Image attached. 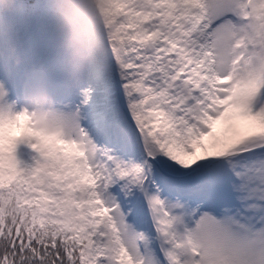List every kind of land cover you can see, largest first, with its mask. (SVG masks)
<instances>
[{
  "label": "snow or ice",
  "instance_id": "obj_1",
  "mask_svg": "<svg viewBox=\"0 0 264 264\" xmlns=\"http://www.w3.org/2000/svg\"><path fill=\"white\" fill-rule=\"evenodd\" d=\"M103 3L78 88L43 0L13 18L59 119L14 113L24 73L0 64V264H264V0Z\"/></svg>",
  "mask_w": 264,
  "mask_h": 264
},
{
  "label": "clouds",
  "instance_id": "obj_2",
  "mask_svg": "<svg viewBox=\"0 0 264 264\" xmlns=\"http://www.w3.org/2000/svg\"><path fill=\"white\" fill-rule=\"evenodd\" d=\"M51 35L54 59L65 84L78 88L88 81L102 52L105 39L103 0H43ZM23 0H0V64L24 68V81L11 101L14 113L25 115L33 128L51 134L56 131L59 110L42 74L25 70L13 18L22 11Z\"/></svg>",
  "mask_w": 264,
  "mask_h": 264
},
{
  "label": "rangeland",
  "instance_id": "obj_3",
  "mask_svg": "<svg viewBox=\"0 0 264 264\" xmlns=\"http://www.w3.org/2000/svg\"><path fill=\"white\" fill-rule=\"evenodd\" d=\"M26 13V8L22 7V14L24 15ZM18 76H21L24 73V68L21 67L18 70ZM20 87L18 86L17 89L12 92L9 96V100H13L16 98L18 92H19ZM15 155L18 161V164H21V167H26L28 165H31L33 163V157L36 156L37 154L32 150L30 147H28L25 143H18ZM24 165H23V164Z\"/></svg>",
  "mask_w": 264,
  "mask_h": 264
},
{
  "label": "trees",
  "instance_id": "obj_4",
  "mask_svg": "<svg viewBox=\"0 0 264 264\" xmlns=\"http://www.w3.org/2000/svg\"><path fill=\"white\" fill-rule=\"evenodd\" d=\"M24 5L22 7L26 8V13L24 14L29 15L32 11V7L34 6V3L37 2V0H23ZM21 167V164H18ZM22 168V167H21Z\"/></svg>",
  "mask_w": 264,
  "mask_h": 264
}]
</instances>
